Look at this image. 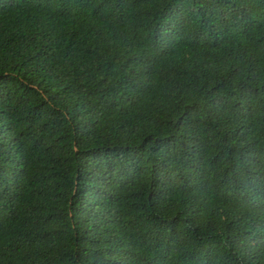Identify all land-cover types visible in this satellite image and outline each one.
Wrapping results in <instances>:
<instances>
[{"label":"trees","instance_id":"16d2710c","mask_svg":"<svg viewBox=\"0 0 264 264\" xmlns=\"http://www.w3.org/2000/svg\"><path fill=\"white\" fill-rule=\"evenodd\" d=\"M0 264H264V0H0Z\"/></svg>","mask_w":264,"mask_h":264}]
</instances>
